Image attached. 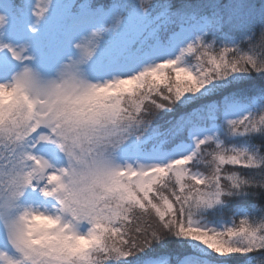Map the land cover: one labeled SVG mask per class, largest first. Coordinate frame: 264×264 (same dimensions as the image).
I'll list each match as a JSON object with an SVG mask.
<instances>
[{
    "label": "snow or ice",
    "instance_id": "6c2138e0",
    "mask_svg": "<svg viewBox=\"0 0 264 264\" xmlns=\"http://www.w3.org/2000/svg\"><path fill=\"white\" fill-rule=\"evenodd\" d=\"M0 264H264V0H0Z\"/></svg>",
    "mask_w": 264,
    "mask_h": 264
}]
</instances>
